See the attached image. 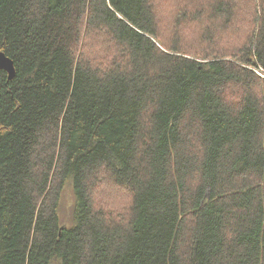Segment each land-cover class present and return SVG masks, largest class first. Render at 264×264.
Segmentation results:
<instances>
[{
    "label": "trees",
    "instance_id": "16d2710c",
    "mask_svg": "<svg viewBox=\"0 0 264 264\" xmlns=\"http://www.w3.org/2000/svg\"><path fill=\"white\" fill-rule=\"evenodd\" d=\"M0 51V264H264V0H0Z\"/></svg>",
    "mask_w": 264,
    "mask_h": 264
},
{
    "label": "water",
    "instance_id": "95a60500",
    "mask_svg": "<svg viewBox=\"0 0 264 264\" xmlns=\"http://www.w3.org/2000/svg\"><path fill=\"white\" fill-rule=\"evenodd\" d=\"M0 70H3L7 73L8 79L11 80L15 75V70L13 66V62L10 58L6 57L3 52L0 51ZM66 224L61 226V230Z\"/></svg>",
    "mask_w": 264,
    "mask_h": 264
},
{
    "label": "rangeland",
    "instance_id": "374dc122",
    "mask_svg": "<svg viewBox=\"0 0 264 264\" xmlns=\"http://www.w3.org/2000/svg\"><path fill=\"white\" fill-rule=\"evenodd\" d=\"M104 37H105V35H104ZM102 38V40L104 41V39L105 38ZM185 38V37H184ZM183 38V39H184ZM186 41L187 42H192L193 41V37L192 36H189V37H187V39H186ZM119 194L116 196V200H114V203L118 206V207H125L126 205H124L125 203H126V199H127V195L126 194H124V192L123 191H120L119 190ZM68 202V200L65 202V203H67Z\"/></svg>",
    "mask_w": 264,
    "mask_h": 264
},
{
    "label": "built area",
    "instance_id": "2783aa9c",
    "mask_svg": "<svg viewBox=\"0 0 264 264\" xmlns=\"http://www.w3.org/2000/svg\"><path fill=\"white\" fill-rule=\"evenodd\" d=\"M259 76H261V77H263L264 78V75L262 74V73H260V72H257V71H255Z\"/></svg>",
    "mask_w": 264,
    "mask_h": 264
}]
</instances>
